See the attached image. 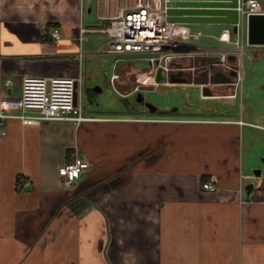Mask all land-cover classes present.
<instances>
[{"label":"crops","instance_id":"crops-1","mask_svg":"<svg viewBox=\"0 0 264 264\" xmlns=\"http://www.w3.org/2000/svg\"><path fill=\"white\" fill-rule=\"evenodd\" d=\"M258 1L264 10V0ZM133 2L0 0V97H19L27 75L81 73L84 104L91 109L84 106L83 112L92 118L38 126L7 119L0 127V264H264V189L248 193L242 183L264 180L263 169L244 158L242 146L246 129L264 132L258 111L247 118L243 113L245 103H264V43H247L243 19L238 33L245 77L234 89L229 71L217 65L193 74L173 71L169 84L162 80L156 88L146 76L149 64L124 63L138 55L106 53L105 41L112 61L103 70V84L122 97L123 112L95 116V96L102 90L99 80L86 86L92 79L86 63L99 47L84 43L87 33L106 34L82 35L81 29H103ZM187 26L201 35L182 47L194 54L230 49L220 37L236 38L231 25ZM54 29L59 40L52 38ZM218 59L199 54L172 66L188 69ZM225 62L234 64L235 58ZM162 83L193 84L203 100L238 101L240 113L163 111L143 95ZM76 154L91 168L65 187L59 169ZM209 181L215 192L203 189Z\"/></svg>","mask_w":264,"mask_h":264},{"label":"built area","instance_id":"built-area-1","mask_svg":"<svg viewBox=\"0 0 264 264\" xmlns=\"http://www.w3.org/2000/svg\"><path fill=\"white\" fill-rule=\"evenodd\" d=\"M167 0H146L126 12L110 18L107 25L100 30L81 29V34L101 32L108 36L105 51L109 54L146 56L149 70L146 76L151 77V83L157 88L164 80L169 84L173 71L194 73L195 69L211 65L222 66L233 72L229 85L234 89L240 86L245 77V67L242 62L244 45L238 33L243 19L251 15H264V10L258 0H238V23L236 38L231 40L226 35L222 41L230 42L232 48L222 51H200L190 53L182 47L197 40L200 33H192L186 24L166 21ZM52 38L59 40L61 35L57 29L52 30ZM82 37H80V40ZM217 54L219 61L192 66L188 69L172 66L176 59L194 58L199 54ZM235 58L234 64L225 62L227 56ZM176 67V68H174ZM185 70V71H184ZM160 77V80H158ZM116 77H111V83ZM84 79L81 73L74 77L65 76H24L19 97L3 94L0 97V127L3 128L7 119H18L23 125L38 126L44 121H74L80 123L91 120L84 116L82 87ZM142 82L138 83L136 89ZM91 164L85 156L76 154L72 161L59 169L62 185L72 187ZM208 192H215L216 185L206 182L202 185Z\"/></svg>","mask_w":264,"mask_h":264},{"label":"rangeland","instance_id":"rangeland-1","mask_svg":"<svg viewBox=\"0 0 264 264\" xmlns=\"http://www.w3.org/2000/svg\"><path fill=\"white\" fill-rule=\"evenodd\" d=\"M146 0H135L133 2V6L138 4L144 3ZM85 15L87 16V12L85 11ZM92 24H95L96 27H101V23H96L94 21ZM89 43H84L85 46L87 45H94V47H99L93 55L87 56L88 60L86 63V68L89 71H92V79L86 82V86H95V81L99 80V84L101 86L102 92L95 96L97 98V102H100V107L97 108V113L95 116H104V114L108 113L109 110L114 111H121L123 112L121 96L119 93L112 87V86H104L103 84V70L107 67V65L112 61L111 58L105 55L103 50V44L105 41L107 42L108 39L106 35H95L93 33H87L85 36ZM85 50V49H84ZM141 58V60H137ZM146 56H137L133 60H126L124 63L131 64L135 68L139 67H146L148 65V61H144ZM129 59V58H128ZM144 59V60H143ZM120 63L119 65H122ZM83 77V76H82ZM84 79V77H83ZM184 84V85H183ZM180 86L177 85H167L161 84L162 86L159 90H155L153 92L145 91L143 93L145 101L157 106L158 108L162 109L163 111H171L174 109L179 110H190L191 112L195 111H205L208 109L210 113L216 114H223L228 113L232 114L233 116H238L240 113V109L238 106V101H214V100H203L200 98L201 89H198L193 84L190 83H183ZM87 88V87H86ZM84 89V84H83ZM263 100V99H262ZM83 105L85 106V110H91L88 105H85V98H83ZM168 110V111H167ZM85 111V114L86 112ZM252 111H258L262 115V120L259 121L264 123V103H245V110H243L244 116L247 118L249 115L252 114ZM183 113V112H182ZM95 114V113H92ZM88 115V113H87ZM122 116H129L121 114ZM174 115V114H173ZM206 115L205 117H207ZM204 117V116H203ZM196 118V116H194ZM207 120V119H205ZM202 123L203 121H197ZM195 123V122H194ZM206 123V122H203ZM242 146H243V156L244 158L251 161L254 158L255 164L259 166V168L263 169L264 172V132H252V130L246 129L244 135L242 137ZM249 163V162H248ZM253 172V171H251ZM262 174V173H260ZM261 176V175H260ZM243 186L246 189L249 185H253L254 188L264 189V180H252L247 181L244 180ZM262 189V190H263Z\"/></svg>","mask_w":264,"mask_h":264},{"label":"water","instance_id":"water-1","mask_svg":"<svg viewBox=\"0 0 264 264\" xmlns=\"http://www.w3.org/2000/svg\"><path fill=\"white\" fill-rule=\"evenodd\" d=\"M238 0H167L166 21L179 24H225L236 33ZM247 43H264V15L247 17ZM234 59V57H233ZM253 185L247 187L248 193Z\"/></svg>","mask_w":264,"mask_h":264},{"label":"trees","instance_id":"trees-1","mask_svg":"<svg viewBox=\"0 0 264 264\" xmlns=\"http://www.w3.org/2000/svg\"><path fill=\"white\" fill-rule=\"evenodd\" d=\"M68 163H69V162H68ZM20 182H21V178H20V177H17V178H16V182H15V188H16L17 190L19 189Z\"/></svg>","mask_w":264,"mask_h":264},{"label":"flooded vegetation","instance_id":"flooded-vegetation-1","mask_svg":"<svg viewBox=\"0 0 264 264\" xmlns=\"http://www.w3.org/2000/svg\"><path fill=\"white\" fill-rule=\"evenodd\" d=\"M229 75H230V78H229V81L232 79V77H233V72H230L229 71ZM224 78V77H223ZM254 188V187H253ZM260 189H263V188H260Z\"/></svg>","mask_w":264,"mask_h":264},{"label":"bare ground","instance_id":"bare-ground-1","mask_svg":"<svg viewBox=\"0 0 264 264\" xmlns=\"http://www.w3.org/2000/svg\"><path fill=\"white\" fill-rule=\"evenodd\" d=\"M102 8V7H101ZM100 9V8H99Z\"/></svg>","mask_w":264,"mask_h":264}]
</instances>
